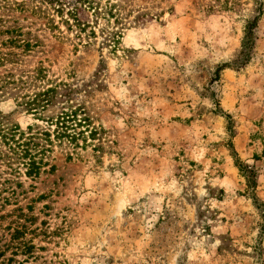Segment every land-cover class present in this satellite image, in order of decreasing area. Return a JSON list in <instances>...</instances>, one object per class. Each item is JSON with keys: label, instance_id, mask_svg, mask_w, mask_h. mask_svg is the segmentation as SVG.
I'll use <instances>...</instances> for the list:
<instances>
[{"label": "rangeland", "instance_id": "374dc122", "mask_svg": "<svg viewBox=\"0 0 264 264\" xmlns=\"http://www.w3.org/2000/svg\"><path fill=\"white\" fill-rule=\"evenodd\" d=\"M14 126L41 169L0 141L11 264H264V0H0Z\"/></svg>", "mask_w": 264, "mask_h": 264}, {"label": "trees", "instance_id": "16d2710c", "mask_svg": "<svg viewBox=\"0 0 264 264\" xmlns=\"http://www.w3.org/2000/svg\"><path fill=\"white\" fill-rule=\"evenodd\" d=\"M254 20H256V18H254ZM254 25L251 23L249 24L245 30H244V36H243V51H248L250 50L251 46L253 45L254 42V38H255V33H254ZM49 92V90H46L42 93H38L36 94V96L31 100V101H27L25 102L26 106L28 105L30 107V109H34L35 111H37V109L39 107H44V105H42L41 103L43 101H45L43 98H39L40 96L43 95V97H45V95ZM38 97V98H37ZM226 117L231 118L228 114H225ZM59 118H63L64 117H58L57 118V123H62V121H60ZM231 119H228V123L230 124ZM65 122V121H64ZM63 128H65L64 130H67L69 127H67L66 125H62ZM18 130V134L20 137L22 135L21 130L19 129V127L14 126V128H9L8 130L4 131L2 130V128H0V141L3 142V144H5L8 148V150L11 152V154L15 155L14 157H10L8 155H6L7 159L10 160V158L12 160H14L13 162H18V163H22V166L25 167L26 171V175L33 177V176H37V174L39 173L40 169H41V162L36 158L35 153H33L31 151V148L28 147V143L23 142L21 143L22 146H24V148L20 147V143L18 142V140L15 139V134ZM63 130V129H62ZM64 132V133H63ZM91 133H93L92 131H90ZM61 137H70V139H72L73 137L71 135H69L68 133H66L65 131L62 132H58L57 131V138ZM11 142V144H10ZM14 144V145H13ZM19 148H21L22 150H20ZM236 165L239 168V171L241 172L242 175L245 176V178L247 179V183H248V188L250 189H254L256 187V171L250 167L249 165L243 164L241 162L236 161ZM7 163L10 164V161H7ZM19 234V232H18ZM23 245V249L25 252H31V249L33 247H31L30 245L27 244H21ZM4 253L3 251L0 249V264H11L10 262L12 261L11 258L8 259H4L3 258Z\"/></svg>", "mask_w": 264, "mask_h": 264}]
</instances>
